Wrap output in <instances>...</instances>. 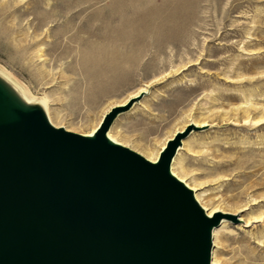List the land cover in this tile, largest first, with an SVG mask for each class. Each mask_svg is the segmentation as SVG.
Here are the masks:
<instances>
[{"label":"rangeland","instance_id":"obj_1","mask_svg":"<svg viewBox=\"0 0 264 264\" xmlns=\"http://www.w3.org/2000/svg\"><path fill=\"white\" fill-rule=\"evenodd\" d=\"M0 69L82 134L147 90L110 130L145 157L195 122L173 172L236 218L217 264H264V0H0Z\"/></svg>","mask_w":264,"mask_h":264},{"label":"water","instance_id":"obj_2","mask_svg":"<svg viewBox=\"0 0 264 264\" xmlns=\"http://www.w3.org/2000/svg\"><path fill=\"white\" fill-rule=\"evenodd\" d=\"M113 107L93 134L56 127L0 77V264H211L207 214L171 170L190 126L154 162L112 140Z\"/></svg>","mask_w":264,"mask_h":264},{"label":"bare ground","instance_id":"obj_3","mask_svg":"<svg viewBox=\"0 0 264 264\" xmlns=\"http://www.w3.org/2000/svg\"><path fill=\"white\" fill-rule=\"evenodd\" d=\"M105 48V47H104ZM0 77L3 79V80H5L8 84H10V86L17 92V94L22 98V99H24V100H26L27 102H32V103H38V104H40L43 108H44V110L46 111V113H47V115H48V117H49V119H50V116H49V107H48V104H46V100L44 101L43 99H41V98H37L36 96H34L31 92H30V90H29V88H27L26 86H24L22 83H20L17 79H15L12 75H10L8 72H6V70H3V69H0ZM143 90H139V92H137L136 94H134V95H132V96H130L128 99H127V101H126V103H124V104H121V105H118V106H123V105H126V104H129L130 102H132L135 98H137L138 96L137 95H140V93L142 92ZM145 92H147V90L145 91ZM143 93V92H142ZM135 96H137V97H135ZM129 99H131V100H129ZM129 100V101H128ZM140 101V100H139ZM139 101H136L137 103H139ZM135 102V103H136ZM134 103V104H135ZM134 106V105H133ZM132 106V107H133ZM113 107H116V106H113ZM112 107V108H113ZM112 108H110V110L112 109ZM109 110V111H110ZM108 111V112H109ZM106 114V113H105ZM105 114H104V116H105ZM103 116V117H104ZM102 120H103V118H102ZM101 120V121H102ZM50 121H51V119H50ZM101 121H100V123H101ZM52 122V121H51ZM53 123V122H52ZM100 123H99V125H100ZM54 124V123H53ZM196 125V123L195 122H193V125L192 126H195ZM55 125V124H54ZM98 125V126H99ZM56 126V125H55ZM98 126L94 129V130H92L90 133H87L86 135H90V134H93L95 131H96V129L98 128ZM56 127H63V126H56ZM112 127V126H111ZM196 127H198V126H196ZM65 128V127H64ZM68 130V129H67ZM110 130H111V128L109 129V131H108V136L112 139V140H114V141H116V142H119V143H121L120 141H118L116 138H114V137H112L113 135H112V131L110 132ZM68 131H70V130H68ZM180 132H183V130L182 131H178L172 138H169L167 141H166V143H165V145L162 147V149H164L165 148V146H166V144H167V142L170 140V139H173L178 133H180ZM182 143H183V140H182ZM122 144V143H121ZM124 145V144H123ZM126 146V145H125ZM183 146H182V144L179 146V148H178V150H177V153H176V155L174 156V158H173V161H172V163H174V165H172V163H171V170H172V172H173V170H174V172H175V166H176V164L178 163V161H179V158H180V153H178V151L182 148ZM162 149L160 150V152H159V154H158V156H157V158H156V155L155 154H153V153H150L149 155H146V158H148L149 160H151V161H156L158 158H159V156H160V153H161V151H162ZM176 157V158H175ZM174 159H175V161H174ZM172 166H173V169H172ZM173 172V174H175ZM176 175V174H175ZM181 181H183V182H185L186 183V185L188 186V187H190L192 190H193V193H194V196H195V198H196V200L202 205V207L204 208V210L207 212V214L209 215V216H213L216 212H219V210H217V208L216 209H210L209 211H208V209L200 202V201H202L201 199H202V195H203V193L202 192H198L197 190H198V188H194V187H191L185 180H183V179H181L178 175H176ZM220 212H222V211H220ZM224 213V212H223ZM227 214H229V213H227ZM227 218H223L222 219V221H221V223H220V225L218 226V227H216L215 229H214V232H213V243H214V235L216 236L217 235V233H218V231H219V229L220 228H224V227H226L227 225ZM212 256H214V260L213 261H211V264H217V259H216V256L215 255H213V251H212Z\"/></svg>","mask_w":264,"mask_h":264}]
</instances>
